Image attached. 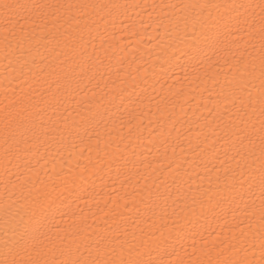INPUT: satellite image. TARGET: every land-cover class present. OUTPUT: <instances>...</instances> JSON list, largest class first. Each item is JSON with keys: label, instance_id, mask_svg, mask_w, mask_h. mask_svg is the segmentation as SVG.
Listing matches in <instances>:
<instances>
[{"label": "snow or ice", "instance_id": "obj_1", "mask_svg": "<svg viewBox=\"0 0 264 264\" xmlns=\"http://www.w3.org/2000/svg\"><path fill=\"white\" fill-rule=\"evenodd\" d=\"M0 264H264V0H0Z\"/></svg>", "mask_w": 264, "mask_h": 264}]
</instances>
